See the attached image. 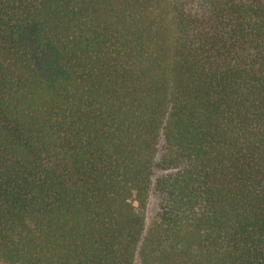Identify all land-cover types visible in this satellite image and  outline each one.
<instances>
[{"label":"trees","instance_id":"obj_1","mask_svg":"<svg viewBox=\"0 0 264 264\" xmlns=\"http://www.w3.org/2000/svg\"><path fill=\"white\" fill-rule=\"evenodd\" d=\"M135 263L264 264V0H0V264Z\"/></svg>","mask_w":264,"mask_h":264},{"label":"rangeland","instance_id":"obj_2","mask_svg":"<svg viewBox=\"0 0 264 264\" xmlns=\"http://www.w3.org/2000/svg\"><path fill=\"white\" fill-rule=\"evenodd\" d=\"M161 172H157L156 175L160 174ZM155 175V176H156ZM159 210V198L156 196V194L151 191L148 202H147V207H146V212H145V230L148 229L150 224L154 221L157 213ZM138 264V263H135Z\"/></svg>","mask_w":264,"mask_h":264}]
</instances>
